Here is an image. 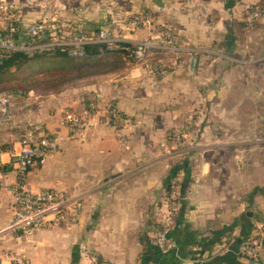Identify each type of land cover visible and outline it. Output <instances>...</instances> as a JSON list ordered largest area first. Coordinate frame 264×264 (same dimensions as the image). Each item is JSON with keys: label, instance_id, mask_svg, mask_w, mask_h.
<instances>
[{"label": "crops", "instance_id": "1", "mask_svg": "<svg viewBox=\"0 0 264 264\" xmlns=\"http://www.w3.org/2000/svg\"><path fill=\"white\" fill-rule=\"evenodd\" d=\"M46 1L14 0L24 24L56 18L67 26L82 24L94 30L110 18L121 21L139 12L171 29H184L186 33L180 32L188 45L180 53L153 48L149 58L137 62L115 51L92 53L58 67L45 62L32 66L26 81L30 103L13 120L0 123L2 163L19 146V125L30 122V109L43 102L35 83H48L54 76L60 83L79 74L96 76L91 90L98 92L100 102L116 100L135 123L127 134L130 147L123 148L115 138L116 128L98 122L97 111L90 137L63 140L58 150L28 170L31 190L64 189L82 198L83 208L74 223L48 222L20 237L5 235L0 239V263L9 264V257L1 253L7 249L32 264H84L81 253L88 248L97 264H264V189L258 185L259 177L264 178V164H258L264 161L259 150L264 146V0ZM255 3L263 12L249 28L244 9ZM145 29L152 28L144 25L132 36ZM149 64H160L163 71L149 75L145 69ZM145 82L156 84L161 93L152 105L156 109L151 122L141 108L146 106L140 101ZM77 102L75 96L64 105ZM48 116L43 108V120ZM190 118L193 128L202 130L197 146L204 148L192 156L198 165L174 176L181 156L168 154L159 143L167 130ZM243 145L250 148L243 151ZM221 146L227 147L223 154L217 148ZM67 154L74 166L64 163ZM170 172L178 191L171 230L176 249L147 251L140 236L152 239L165 209L168 188L163 183ZM14 179L9 171L0 185V228L12 216L9 186ZM260 226L262 257L244 255L242 238Z\"/></svg>", "mask_w": 264, "mask_h": 264}, {"label": "built area", "instance_id": "2", "mask_svg": "<svg viewBox=\"0 0 264 264\" xmlns=\"http://www.w3.org/2000/svg\"><path fill=\"white\" fill-rule=\"evenodd\" d=\"M19 10L14 0H0V55L12 51H22L31 55L63 48L70 55L81 56L84 54L86 43H103L108 48L116 49L121 43L128 41L121 30L139 29L146 23L142 15L134 13L121 21L110 18L106 24L98 26L87 35L56 18H39L24 24ZM261 12L262 8L257 3L247 6L244 10L246 27L250 28ZM78 28L80 29V26ZM130 47L128 46L127 49ZM142 51L143 47L136 46L134 50H131L130 56L139 59ZM28 96L30 91L22 95L0 90V123L13 120L16 114L30 103ZM107 110L106 112H109ZM87 112L88 110L85 109L84 113ZM65 114L68 113H64L62 117V123L65 126L72 123L78 124L74 121V117L65 116ZM64 139L59 132L51 131L41 123L26 122L21 127V132L18 133L19 146L11 151L10 160L5 163L8 168H0V185L9 171L15 174V179L9 186L13 212L9 221L0 228V239L7 234L11 237H20L31 230L44 227L48 222L68 225L78 220L83 208L82 198L70 196L66 190L55 187L33 191L27 186L26 175L30 167L41 163L48 155L58 150ZM170 187L166 201L170 205L163 214V219L153 228L151 239L161 252L173 249L175 246L168 231L173 223L172 216L175 210L173 201L178 198L176 181ZM247 244L249 242L245 240L241 243L240 252L256 257L260 250L259 243L257 242L254 247H249ZM1 253L9 257V264H31L22 257L15 256L10 250L2 249ZM82 256L84 264H97L92 250L84 248Z\"/></svg>", "mask_w": 264, "mask_h": 264}, {"label": "rangeland", "instance_id": "3", "mask_svg": "<svg viewBox=\"0 0 264 264\" xmlns=\"http://www.w3.org/2000/svg\"><path fill=\"white\" fill-rule=\"evenodd\" d=\"M250 5L251 4H249L248 6ZM260 7L262 8L261 5ZM134 13L135 14L138 13L142 15V17H144V19L146 20V23L144 25H147L151 27L152 29H145L144 32L140 31L137 37L132 36V34L137 32L136 30L138 29L121 30V33L123 34L124 37H127L126 35L129 34L130 38L128 39L127 43H129L132 46L131 50L132 49L134 50L136 46L143 47L142 55L139 59H135L133 56L129 57L130 52H131L130 50V52L126 56L127 58L130 59V61L137 62V61H141L144 58L145 59L147 57L149 58L151 55V50L153 48H159L161 50L167 49L168 51L171 50L175 53H177V51H179V53L180 51H185V50H181L182 48L186 47V45H188L186 44L185 37L181 35L182 34L181 32L186 33L184 29H171L170 27L163 25L162 23L152 21L148 16H145L143 13H139V12H134ZM83 14H84V11H82L81 15ZM260 15L254 19L251 27L255 26ZM243 19L245 21V17H243ZM71 27L78 28V25H75V26L73 25ZM80 27L82 29L81 30L82 33L87 34V33H91V31H94V30H86L87 28H84L82 24H80ZM145 69H146L147 74L155 75L156 73H161V71H163V66L160 64H149L148 66L147 65L145 66ZM51 76L53 77L54 75H51ZM57 78L58 76H54V78L50 79L48 83H45V82H43V84L35 83L37 91L40 92V94H42V96L44 97L43 99H41L43 100V102L41 103V106L32 107L30 109L32 110V113L30 114V117H31L30 123H41L49 130L59 132L61 135L64 136L65 138L64 140L75 139V138L76 139H86L90 137L91 130L96 123V120L95 121L93 120L94 116L96 115L97 111H99L100 117L98 119V122H101L110 127L116 128L114 132H115V138L117 142L123 148L130 147L128 144V140H127V134L131 133L130 131L133 128V125L135 123L134 122L135 118L134 116H131L125 113L124 111H122L119 108V104L117 103L116 100L113 101V99H110L108 101H103L102 103L100 102V96H98L99 95L98 92L91 90L92 85L96 81V76H92V75L82 76L79 74V76H77L76 79L75 77H71V78H68V80L63 83H60V81H58ZM13 81L15 80L0 81V89L8 88V86L12 85L11 83H17V82L19 86H23V84L20 83L19 80H16V82H13ZM138 83H141V82H138ZM147 84L148 83L145 82L144 87L142 88L143 92H140V95L142 97L140 101H143L146 103V106L142 105L141 108H143V110L146 112L147 114L146 117L148 120H150L149 122H151L153 121V118H152L153 112L156 109L155 107H152V105L156 101L159 100L161 93L159 92V88L156 84H151V83L150 85H147ZM142 89H139V91ZM135 90L138 91L137 87ZM75 96H77V101H78L77 103L64 105L65 103L69 102V99ZM130 101L131 103L134 102L132 98ZM92 106L93 108H91ZM43 108L45 109L46 113L52 116V117L48 116V118L46 119L48 121L43 120L42 118ZM85 109L88 110L87 113H84ZM106 110L109 112H106ZM64 113H68V114H65V116L71 115L72 117H74L75 118L74 121H76L78 124L72 123L71 125L66 124L65 126L62 123V117ZM140 120H144V119L142 118ZM93 121L95 123H93ZM193 121H194L193 118H190V120L185 121L184 123L181 124L180 127L176 128L175 130L174 129L172 131L167 130V134L165 135L166 138L164 137L165 140L163 139L164 141L162 140L163 142L161 141L162 143H159V146L162 148V150L163 151L165 150L166 152H168V154L172 153V155H176L178 153L181 156L177 165H182L183 162H180V161H183L182 158H184L185 156H189L190 158V160L187 162L189 166H191V164H195V165L199 164V162H196L195 159L192 158V156H196V154L202 153V149L204 148L201 146H197L200 140L198 136L200 135V132L202 130L198 128H193ZM48 122L56 123L57 126L50 127L47 124ZM59 125L66 127L67 132L61 131L60 128L62 127H59ZM262 138L263 137L259 135V139H262ZM262 141L264 140L262 139ZM217 148L221 154H223V149L225 151L227 149V147H223V146L217 147ZM248 148H250V146H247V145L241 146V149L243 151ZM131 149H132V146H131ZM259 150H260V154H264V146L260 147ZM67 155L68 156L64 158V163L67 165V167L74 166V160L72 159L71 154H67ZM218 162L219 161H215L213 163L214 165H217ZM263 162L264 161H260L258 164L262 167V165L264 164ZM226 163L227 162H222L223 165H225ZM182 168H183L182 166L179 167V170L178 171L176 170V173L174 176H178L181 173L184 174V171ZM195 175H196V172H195ZM258 180L260 182L258 185L264 189V178L260 176ZM165 181L163 183V187L166 189L167 183ZM243 181H245V179H243ZM173 182L174 181L170 179V182H169L170 186ZM166 190H167L166 191L167 193L165 197V203H163L165 209L161 215L160 220L163 219V214L168 210V207H169L168 205H170V203L168 202L167 204L166 201L168 199V196H169L168 194L171 190V187H168V189ZM173 202L175 204V210L173 212L172 219H174V213L177 208L178 198L174 200ZM255 210L256 209H254V212H256ZM257 211L258 213H260L259 208L257 209ZM173 223H174V220H173ZM173 223H172V227H173ZM156 225H154V227H156ZM172 227L168 231V235L172 238L175 246L173 249L164 251L162 253H168L171 251H175L176 249V242L171 235ZM261 227L262 226H260L258 230L253 231V233L247 234V237L245 239V241L249 242V244H247L249 247L250 246L254 247L256 246L257 242L259 243L260 250L256 258H261L262 257L261 255L263 252V247H262L263 228ZM153 230L154 229H152L151 235H153ZM252 242L254 243V245ZM244 255L253 257L246 253H244Z\"/></svg>", "mask_w": 264, "mask_h": 264}, {"label": "trees", "instance_id": "4", "mask_svg": "<svg viewBox=\"0 0 264 264\" xmlns=\"http://www.w3.org/2000/svg\"><path fill=\"white\" fill-rule=\"evenodd\" d=\"M76 30H82L81 27L76 28ZM131 45L129 43H121L120 47L116 49L108 48L103 43H86L84 45V54L79 55H70L67 51L63 48H56L49 52H42V53H33L31 55L24 53L22 51H12L9 53H3L0 55V81H11L16 82L19 80L23 86H19L17 83H11L12 85L8 86V88L0 89V90H8L14 93H21L22 95H26L29 91L30 86L27 81V72L32 68V66L36 63H48L53 65L54 67H58V64L61 63H70L77 61V59L85 56H89L92 53H111L115 51H121L126 56L131 50V47L127 49V47ZM130 57V55H129ZM57 69V68H53ZM25 124H20L18 127V133L21 132V127ZM183 170L187 171L190 166L187 162H183L181 165ZM0 168L5 169L8 168V165L5 163H0ZM173 173V171H172ZM171 172L168 175V179H166L167 188L170 187V179L173 175ZM247 234L242 238L245 240ZM142 242H144L145 248L147 251H156L157 253H162L159 249L151 242L150 238L142 234L140 236ZM241 240V241H242Z\"/></svg>", "mask_w": 264, "mask_h": 264}]
</instances>
